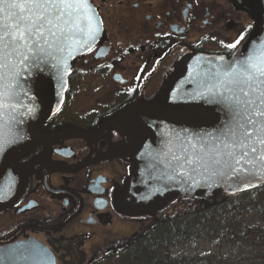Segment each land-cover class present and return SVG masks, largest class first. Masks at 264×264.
Wrapping results in <instances>:
<instances>
[{"label":"flooded vegetation","instance_id":"flooded-vegetation-1","mask_svg":"<svg viewBox=\"0 0 264 264\" xmlns=\"http://www.w3.org/2000/svg\"><path fill=\"white\" fill-rule=\"evenodd\" d=\"M260 1L91 0L98 40L71 61L42 145L10 157L0 176V246L35 239L54 254L59 241L96 239L122 221L118 201L131 209L162 199L135 173L150 136L137 113L159 103L191 60L228 58L264 30Z\"/></svg>","mask_w":264,"mask_h":264},{"label":"water","instance_id":"water-1","mask_svg":"<svg viewBox=\"0 0 264 264\" xmlns=\"http://www.w3.org/2000/svg\"><path fill=\"white\" fill-rule=\"evenodd\" d=\"M80 24L84 31L65 39L62 50L46 48L51 55H42L40 62L30 68L20 64L18 84L5 88L0 109V176L9 168L10 157L42 145L47 137L42 125L62 104L71 61L98 40L101 24L91 0ZM249 57L264 62V30L243 40L228 58L203 55L191 60L159 103L137 113L150 136L135 156V173L148 183L151 193L208 196L214 191L235 193L264 185V167L243 160L238 165L232 162L237 171L224 164L206 167L189 162L206 157L212 149L230 150L224 148L228 141L223 133L233 119L221 94H230L229 74ZM0 264H56V259L48 247L31 239L0 246Z\"/></svg>","mask_w":264,"mask_h":264},{"label":"snow or ice","instance_id":"snow-or-ice-1","mask_svg":"<svg viewBox=\"0 0 264 264\" xmlns=\"http://www.w3.org/2000/svg\"><path fill=\"white\" fill-rule=\"evenodd\" d=\"M86 7L87 0H0V109L5 88L18 84L20 64L30 68L42 55H51L46 48L62 50L65 39L84 31L80 21ZM88 24L91 34V20ZM229 75L230 94L222 93L221 102L232 113L233 123L223 133L228 141L224 148L230 150L212 149L189 162L224 164L233 171L237 169L232 162L238 165L242 160L264 167V62L249 57Z\"/></svg>","mask_w":264,"mask_h":264},{"label":"trees","instance_id":"trees-1","mask_svg":"<svg viewBox=\"0 0 264 264\" xmlns=\"http://www.w3.org/2000/svg\"><path fill=\"white\" fill-rule=\"evenodd\" d=\"M197 195V196H195ZM201 203L179 213L165 215L140 229L130 239L118 241L99 252L91 264H214V255L186 258L172 252L180 246L196 248L201 243L228 246H263L264 225L252 224L248 215L264 216V185L235 193H196ZM70 243H72L70 241ZM61 241L53 245L62 264H84L80 245ZM69 245V246H68ZM246 257V264H264V250ZM225 261V260H224ZM225 264H234L226 262ZM239 264V263H237ZM245 264V263H244Z\"/></svg>","mask_w":264,"mask_h":264},{"label":"rangeland","instance_id":"rangeland-1","mask_svg":"<svg viewBox=\"0 0 264 264\" xmlns=\"http://www.w3.org/2000/svg\"><path fill=\"white\" fill-rule=\"evenodd\" d=\"M261 5L264 6V0L260 1ZM264 10V9H263ZM264 21V17H263ZM197 196V195H195ZM201 203L199 199L193 198V196L182 197L177 194L171 193L165 195L159 201H155L147 206L141 208H128L127 205L118 201L117 206L121 211V220H117L114 223L107 226V229L101 228L98 233L99 236L96 239L92 240H74L71 241L70 245L79 246L82 252L85 253V263L91 264L93 262L95 251L107 248L109 245L114 247L118 241L128 240L140 229L145 228L146 226L157 221L160 217L165 215H171L174 213H179L183 209L191 208ZM264 209V199L260 201ZM247 220L251 221L252 224L264 225V216L259 215H248ZM99 230V229H97ZM73 242L75 244L73 245ZM69 246V245H68ZM56 259L57 264H62L60 256L54 248H52ZM263 246H228L227 244H221L218 248L214 243L206 242L201 243L196 248H189L185 246H180L175 249H172V252L176 255H183L186 258H195V257H205L207 255H214L215 262L214 264H225L227 261L234 264H246L243 261L244 258L250 257L253 255H260V251H263ZM99 256L96 253V257ZM225 260V261H224Z\"/></svg>","mask_w":264,"mask_h":264}]
</instances>
